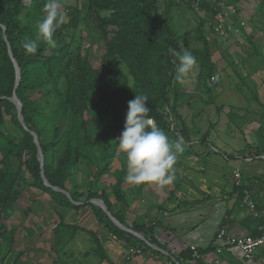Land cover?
<instances>
[{
    "label": "trees",
    "instance_id": "obj_1",
    "mask_svg": "<svg viewBox=\"0 0 264 264\" xmlns=\"http://www.w3.org/2000/svg\"><path fill=\"white\" fill-rule=\"evenodd\" d=\"M73 1L76 4L84 3L85 6L63 2L65 9H60L64 15H68L69 20H64L56 31L55 46L41 41L37 51L30 53L22 45L25 39L35 38L37 23L46 15L43 10L46 0H0V138L8 143L14 142L10 133L3 128L6 115L11 114L14 123L19 125L24 134V164L29 179L35 186L50 191L62 204L71 200H84L82 205L88 206L110 232L126 241L132 243L134 239L139 245L150 248L144 240L136 239L131 233L118 227L102 207L90 201L99 196L96 190L89 189L84 199L86 193H70L65 179L78 162L79 154L92 150L89 146L108 149L106 138L118 127L117 109L120 106L128 108V102L136 94L149 96L146 105L150 110L148 115L156 117L161 129L168 124L164 115L158 111L165 108V103L171 102L173 115L180 118L176 111L181 102H185L184 92L178 86L172 91L175 64L178 61L169 51L170 48L177 49L175 31L170 29L167 21L161 22L156 18L157 0ZM193 1L216 13L221 9L220 2L225 0ZM232 1L238 5L242 0ZM108 11L109 15L103 14ZM90 25L94 26L90 32L95 39H106L105 53L101 56L102 66L99 68H93L89 55L83 54L82 30ZM207 37L204 27L200 25L195 38L202 46H190V51L201 64V82L212 91V77L216 74V68ZM10 48L21 70L18 85L17 69L10 55ZM124 65L128 68L125 71ZM111 74L113 78L110 77ZM89 91L99 93L105 100L106 122L101 119L104 115L94 114L90 120H81L85 117ZM15 93L23 105L22 113L27 129L20 120L18 106L12 99ZM89 124L92 125L91 129ZM98 129L102 132L99 139L94 136ZM32 132H36L39 137L44 157L43 166L39 146ZM181 133L187 141H191L190 130L185 123ZM55 145H58L57 152ZM64 145L66 148L62 149ZM55 153H59V161H55ZM59 170L61 173L58 175ZM43 172L50 186L45 183ZM18 176V173L6 174V171L0 170V212L12 206V184ZM120 177L116 186L118 194L125 178ZM100 197L112 214L124 223V211L115 210L106 197ZM134 228L143 232L146 227L134 225ZM147 239L154 243L153 236ZM203 251L200 249V252ZM182 255L190 257L192 250L188 248Z\"/></svg>",
    "mask_w": 264,
    "mask_h": 264
},
{
    "label": "rangeland",
    "instance_id": "obj_2",
    "mask_svg": "<svg viewBox=\"0 0 264 264\" xmlns=\"http://www.w3.org/2000/svg\"><path fill=\"white\" fill-rule=\"evenodd\" d=\"M25 1L31 2V0ZM58 2L63 9H65L63 2L79 7L85 6L84 3L76 4L73 0H58ZM222 2H225V6L229 5L242 13L245 18L244 21L252 23L255 29L262 30L264 28V3L262 0H247L246 7H239L240 3L237 5L232 0ZM222 2H220V10L223 8ZM85 12L86 10L83 13ZM109 13L110 11L103 12L104 15H109ZM216 13L201 7L198 2L195 3L193 0H157L155 8L156 18L161 22L167 21L170 29L175 31L177 50L184 48L187 51H190V46H202L201 42L195 38L200 25L204 27L207 35L214 31L213 23ZM65 20H69L68 15H65ZM91 28H94V26H86L82 30L83 54L86 55L87 53L89 55L93 68H99L102 66L101 56L105 53L104 44H106V39H95L90 32ZM108 30L110 29L108 28ZM127 69V66L124 65V71ZM200 71L201 64L197 62L188 74L185 83L181 84L176 80L173 82L172 91L178 86L184 92L183 100L185 102H181L176 111L180 118L173 115V109L170 107L171 102L169 104L165 103V108L158 109L168 122L163 129L167 135L173 140L177 137H183L185 142L184 151L178 156L174 166L175 180L180 179L181 175L184 174L183 171L186 170L184 168L191 169L195 166V163H193L195 162L194 147L197 148L194 149L197 152L198 150L201 153L208 151L205 148L209 147L207 144L208 139L216 133V130L219 129L218 135L227 141L235 134L243 136V133L240 135V132L236 129L238 128L237 125L240 124L237 117L230 116V119H227L226 112L229 111L226 109L227 107L217 106V104L224 102L230 105L237 104L236 102L240 103L238 98L241 94L238 95L236 92L229 90L220 96H216L218 90L215 87L218 88V85H222L223 77L218 83L213 84L211 92L201 82ZM105 77L106 75H104ZM110 77L113 78V75L111 74ZM242 87L241 85L240 88L243 89ZM213 95L216 97L215 101L212 100ZM12 99L15 102L14 96H12ZM105 106L106 102L99 93L89 91L85 117L81 120H90L94 114L95 116L104 115L100 118L106 122ZM127 111V107L120 106L117 109L116 121L118 127L110 132L106 138L108 149L89 146L88 148L92 150L82 151L71 173L66 176L65 183L70 193H86L84 199H86L89 189L96 190L99 196L94 198L106 197L115 210L121 209L124 211L125 214L123 215L126 217V223L123 224L134 228L135 223L129 217L127 218V214L129 212L135 213L139 205L140 207L143 206L141 203L145 199L147 189L152 188L159 192V190L166 187H172L175 180L164 187L155 184L136 186L125 181L124 177L128 171L127 160L125 153L119 149L118 139L124 130ZM150 117L160 127L156 117ZM5 120L6 123L3 128L10 133L14 142L8 143L0 138V170L6 171V174L18 173L19 176L15 178L12 184L10 195L12 206L8 210L0 212V264H83L85 263L84 259L95 257L94 255L106 256L105 253L109 250L108 244L112 240H118L117 237L110 231L103 232L106 236L100 233V229L104 224L99 221L100 225H97L96 216L91 209L82 205L84 200H71L69 203L62 204L50 191L32 183L24 164L26 159L22 149L24 134L21 132L19 125L14 123L11 114H7ZM226 121L230 123L229 126H227ZM183 123L189 127L191 141H187L181 133ZM261 125L264 126V123ZM88 126L90 129L92 128V125L89 124ZM94 134L97 139L102 137L100 129L95 131ZM233 140H237V137ZM217 143L223 147L218 141ZM195 145H199L200 148ZM56 146L58 145H55V149ZM65 148L66 145L62 149ZM54 158L55 161H59V153H55ZM201 166L202 164H200ZM60 173L61 170L58 171V175ZM120 176L122 179L124 178V181L118 194L116 186ZM1 206L2 201H0V209ZM132 236L142 240L134 234ZM133 242L137 243L133 240L131 244Z\"/></svg>",
    "mask_w": 264,
    "mask_h": 264
},
{
    "label": "crops",
    "instance_id": "obj_3",
    "mask_svg": "<svg viewBox=\"0 0 264 264\" xmlns=\"http://www.w3.org/2000/svg\"><path fill=\"white\" fill-rule=\"evenodd\" d=\"M246 3L247 0H242L238 6L246 7ZM227 10L230 25L240 26L245 20L244 15L229 5ZM263 30L255 29L248 22L239 32L229 30L223 36L213 31L207 37L218 78L214 83L223 77L222 85L215 87L218 90L216 96L229 90L242 96L238 98L240 103L224 102L217 106L227 107V119L237 117L240 124L236 129L243 136L235 134L227 141L218 135L219 129L214 130L216 133L208 139L209 147H205L208 151L197 152L194 147L195 162H192L195 166L184 168L185 175L175 180L170 188L159 192L148 188L141 203L143 206L139 205L135 213L127 214L134 225L146 227L140 232L146 239L153 236V244L169 253L179 254L190 244L196 245L199 251L204 250L197 264H264V246L259 247L251 259L243 257L236 248L216 250L217 233L223 226L235 236L260 234L262 220L244 200L249 194L257 210L264 209ZM215 98L213 95L212 100ZM226 124L229 126L230 123L226 121ZM236 137L237 142L233 140ZM106 231L109 232L103 225L100 233ZM117 239L108 244L106 256L94 255L84 259L83 264H167V254L162 250ZM136 246L141 252L132 253L131 249Z\"/></svg>",
    "mask_w": 264,
    "mask_h": 264
},
{
    "label": "clouds",
    "instance_id": "obj_4",
    "mask_svg": "<svg viewBox=\"0 0 264 264\" xmlns=\"http://www.w3.org/2000/svg\"><path fill=\"white\" fill-rule=\"evenodd\" d=\"M43 10L46 15L37 23L36 36L25 39L23 48L34 53L41 41L55 46L54 35L64 23L65 15L60 9L58 0H46ZM169 51L178 63L175 64V80L185 83L190 71L197 61L195 56L184 48ZM218 78L212 77L213 81ZM211 86V85H210ZM149 96L136 94L128 102L124 130L118 139L119 149L125 153L127 160V175L125 181L140 186L155 184L164 187L175 180L174 166L178 156L184 151L183 137L171 139L167 133L158 127L148 114L146 106Z\"/></svg>",
    "mask_w": 264,
    "mask_h": 264
},
{
    "label": "built area",
    "instance_id": "obj_5",
    "mask_svg": "<svg viewBox=\"0 0 264 264\" xmlns=\"http://www.w3.org/2000/svg\"><path fill=\"white\" fill-rule=\"evenodd\" d=\"M223 8L215 15V21L213 23V30L221 35L228 34L229 30H234L235 32L241 31V29H245L247 27L246 21H241L240 26H231L229 23L228 12L225 9V2H222ZM225 9V10H223ZM262 35L264 36V30L262 31ZM217 77V76H216ZM239 176V174H237ZM244 202L249 206L252 212L255 215L261 218L260 224V234L257 236L253 235H242V236H235L232 235L225 226L221 227L217 233L216 238V250L217 252H222L223 249H238L243 257L246 259H251L255 255L257 249L259 247L264 246V209L257 210L256 203L252 201L249 194L245 195ZM150 246H153L156 249L162 250L167 254L168 260L167 264H197L198 260L202 258L201 252L198 250L197 246L194 244H190L188 247L192 250V256L184 257L182 252L179 254L169 253L150 243L148 240L146 241ZM132 253L134 252H141V249L132 248Z\"/></svg>",
    "mask_w": 264,
    "mask_h": 264
},
{
    "label": "water",
    "instance_id": "obj_6",
    "mask_svg": "<svg viewBox=\"0 0 264 264\" xmlns=\"http://www.w3.org/2000/svg\"><path fill=\"white\" fill-rule=\"evenodd\" d=\"M9 52H10V55H11V57H12V59H13L15 65H16V69H17V85H18V84L20 83V79H21V70H20V67H19V65H18V63H17V60H16L15 57H14V54H13L11 48L9 49ZM14 99H15V102H16L18 108H19V118H20V120L22 121L23 125H24V126L26 127V129H27L28 127L26 126V123H25V121H24V116H23V113H22L23 105H22L21 100L18 98V96H17L16 93L14 94ZM32 133L34 134V136H35V141H36V143H37L38 146H39L40 160H41V162H42V166H43V165H44V157H43L42 149H41V147H40L39 137H38V135H37L36 132H32ZM43 177H44V179H45V183H46L47 185L50 186V183H49V181H48L46 175L44 174V172H43ZM56 189H59V188H56ZM66 192H67V194H68L69 196H71V194H70L68 191H66ZM90 201L93 202V203H95V204H97V205H99L100 207H102L103 210L108 214V216L110 217V219H111V220H112L117 226H119L120 228H122V229H124V230H126V231H128V232H130V233H132V234H134L135 236H137V237H139V238H141V239H143V240H145V241H147L146 237H145L142 233H140V232L134 230V229L131 228V227L125 226L123 223H121V222L119 221V219H117V218L112 214V212L109 210L107 204L105 203V201H104L102 198H92V199H90Z\"/></svg>",
    "mask_w": 264,
    "mask_h": 264
}]
</instances>
